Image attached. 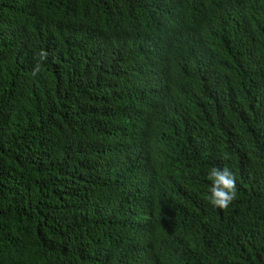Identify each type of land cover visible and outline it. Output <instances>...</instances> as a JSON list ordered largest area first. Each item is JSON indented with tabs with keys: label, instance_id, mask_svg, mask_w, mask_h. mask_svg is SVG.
Listing matches in <instances>:
<instances>
[{
	"label": "trees",
	"instance_id": "obj_1",
	"mask_svg": "<svg viewBox=\"0 0 264 264\" xmlns=\"http://www.w3.org/2000/svg\"><path fill=\"white\" fill-rule=\"evenodd\" d=\"M0 264H264V0H0Z\"/></svg>",
	"mask_w": 264,
	"mask_h": 264
},
{
	"label": "clouds",
	"instance_id": "obj_2",
	"mask_svg": "<svg viewBox=\"0 0 264 264\" xmlns=\"http://www.w3.org/2000/svg\"><path fill=\"white\" fill-rule=\"evenodd\" d=\"M49 53L41 49L38 53V63L35 65L32 75L36 76L42 71V65L48 60ZM257 87L261 88L260 82H255ZM236 90V84L228 79L226 81L217 82L215 88V106H216V115L227 118L228 104L229 100L232 97L233 92ZM253 105H256V102H253ZM251 107V102L247 107L243 108V111H249ZM206 115L215 116L212 113H207ZM185 116L189 117L187 125L191 129L194 128V118L190 114ZM246 124H249L250 116H244ZM218 120V118H217ZM219 121V120H218ZM207 178L211 181V185L208 189V194L205 199L208 200L213 206L227 209L232 201L237 196V183L236 177L231 169L227 166L224 168L212 167L208 173Z\"/></svg>",
	"mask_w": 264,
	"mask_h": 264
}]
</instances>
